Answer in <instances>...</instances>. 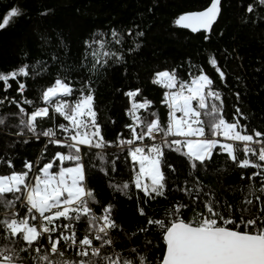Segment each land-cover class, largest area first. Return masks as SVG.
Returning a JSON list of instances; mask_svg holds the SVG:
<instances>
[{
  "label": "snow or ice",
  "instance_id": "snow-or-ice-1",
  "mask_svg": "<svg viewBox=\"0 0 264 264\" xmlns=\"http://www.w3.org/2000/svg\"><path fill=\"white\" fill-rule=\"evenodd\" d=\"M237 6L242 25L264 23V0ZM155 7L150 0L138 16ZM223 10V0H205L173 24L208 40ZM25 14L8 5L0 31ZM145 38L139 23L89 31L70 63L62 37L49 52L42 36L47 58L22 48L0 68V264H264V128L244 111L241 77L229 86L215 53L152 68L157 100L136 74L135 87L115 89L126 97L125 122L110 129L116 121L101 120L100 85L118 68L128 79ZM224 51L241 59L235 47ZM31 144L39 152L21 156ZM225 174L237 182L221 179L219 191L206 183ZM120 198L139 220L118 217Z\"/></svg>",
  "mask_w": 264,
  "mask_h": 264
},
{
  "label": "trees",
  "instance_id": "trees-1",
  "mask_svg": "<svg viewBox=\"0 0 264 264\" xmlns=\"http://www.w3.org/2000/svg\"><path fill=\"white\" fill-rule=\"evenodd\" d=\"M150 0H0V12L8 5L18 4L25 10L16 23L7 30L0 31V68L13 65L18 59L20 49L29 50L34 57L47 58L40 50L41 37L46 36L51 47L47 51H55L62 37L69 46L67 58L75 61L82 49L81 39L89 31H103L109 26H126L139 23L146 31L144 47L134 58L128 60V79L122 76V69L114 70L109 78L99 87L97 104L100 118L110 116L116 121L109 128L117 129L127 119L123 109L126 97L115 91L121 87L127 90L130 85L139 86L144 95L157 100L161 90L150 83V70L156 66L171 67L180 61L191 58L194 62H202L206 52L216 54L221 64L226 63L229 86H234L235 76L241 77L243 108L251 115L254 127L264 128V23L258 26H245L239 21L240 10L237 0H223L224 10L209 39L204 40L201 34H191L173 24L176 16L184 11L196 10L205 0H155L154 12L144 17L138 16L145 11ZM44 9H52L47 16L39 13ZM221 33H223L221 35ZM235 47L241 59L228 57L225 60V49L230 52ZM63 55V50H60ZM256 69H261L257 71ZM211 72L212 69L208 68ZM20 155L33 158L39 152L38 144L20 148ZM213 165L212 167H216ZM211 172V169H210ZM224 185L238 180L234 174L223 177L210 175L206 183L217 191L220 190L219 180ZM92 183L100 193L101 199L108 195L102 177H94ZM117 215L127 222L140 218L135 214L134 205L123 198L117 202Z\"/></svg>",
  "mask_w": 264,
  "mask_h": 264
},
{
  "label": "water",
  "instance_id": "water-1",
  "mask_svg": "<svg viewBox=\"0 0 264 264\" xmlns=\"http://www.w3.org/2000/svg\"><path fill=\"white\" fill-rule=\"evenodd\" d=\"M179 28V27H178ZM181 29V28H180ZM183 30H185V31H187V32H189V33H191L189 30H187V29H183ZM191 34H198V33H191Z\"/></svg>",
  "mask_w": 264,
  "mask_h": 264
}]
</instances>
